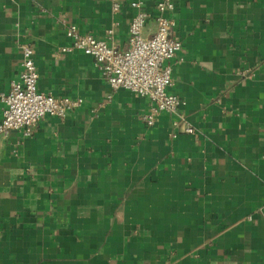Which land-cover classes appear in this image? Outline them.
I'll return each mask as SVG.
<instances>
[{"label": "crops", "instance_id": "crops-1", "mask_svg": "<svg viewBox=\"0 0 264 264\" xmlns=\"http://www.w3.org/2000/svg\"><path fill=\"white\" fill-rule=\"evenodd\" d=\"M134 1L153 14L159 0H0V93L28 43L37 89L80 99L0 136V264H264V0L166 14L182 44L168 91L192 134L166 113L146 125V98L61 51L68 25L125 50Z\"/></svg>", "mask_w": 264, "mask_h": 264}, {"label": "built area", "instance_id": "built-area-1", "mask_svg": "<svg viewBox=\"0 0 264 264\" xmlns=\"http://www.w3.org/2000/svg\"><path fill=\"white\" fill-rule=\"evenodd\" d=\"M131 6L136 12L128 23V47L125 50L90 34H80L74 25H68L65 34L71 44L62 47L61 51L79 50L87 54L111 90L125 89L146 98L149 101L143 114L146 125H154L160 115L166 113L179 117L172 122L173 127L181 126L183 132L192 134L193 128L184 124L178 113L182 100L168 91L172 85V60L182 45L168 33L173 21L166 14L174 9L175 0H159L153 14L143 8L141 1H134ZM112 9L117 10L118 3H113ZM150 18H153L155 28L150 36L144 37L142 29ZM19 48L21 62L18 75L11 79L8 90L0 93V136L4 138L11 132L29 137L42 117L63 118L80 104V99L40 92L37 89L34 48L28 43L20 44Z\"/></svg>", "mask_w": 264, "mask_h": 264}]
</instances>
